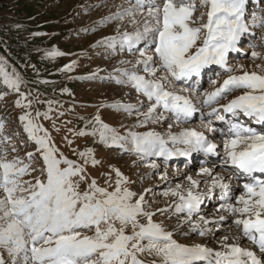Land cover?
I'll return each mask as SVG.
<instances>
[{"label": "snow or ice", "instance_id": "obj_1", "mask_svg": "<svg viewBox=\"0 0 264 264\" xmlns=\"http://www.w3.org/2000/svg\"><path fill=\"white\" fill-rule=\"evenodd\" d=\"M248 3L122 0L98 25L85 29L116 25L114 34L94 47L109 57L123 52L134 58L121 59L110 82L131 89L137 102L103 106L120 114L119 127L95 115L75 135L93 137L103 147L133 157V167L150 169L148 178L158 176L163 182L159 192L153 187L132 190L134 182L112 165L101 173L107 185L101 187L89 172V165L101 164L95 149H73L79 160L69 159L42 123L50 120L53 131H60L56 119L65 113L53 116V104L59 102L24 91L25 79L0 58V84L19 97L15 106L25 109L18 117L27 138L22 144L31 142L34 148L21 157L24 148L11 143L13 137L5 136L0 122V264H264V53L256 51L255 44L244 53L261 62L256 64L260 71L234 66L230 55L242 52L243 37L256 35L250 32ZM106 6L108 0L94 7ZM251 28L261 30L264 42V13L253 16ZM259 47L264 49V43ZM65 55L53 46L45 58L55 61ZM75 64L60 71L71 72ZM205 76L208 89L201 84ZM5 94L0 93V99ZM40 104L47 109L35 107ZM197 112L200 123L194 127ZM240 116L261 130L239 122ZM213 121L223 127H214ZM152 125H165L166 131ZM194 153L207 161L196 177L186 174L170 181L169 162L190 160ZM228 171L232 175L226 181L222 173ZM216 195L218 207L206 216L201 206L206 197ZM161 196L165 207H156ZM158 214L175 217V225L166 227L157 221ZM185 228L181 235L212 237L217 247L179 243L175 233ZM241 236L256 251L242 247Z\"/></svg>", "mask_w": 264, "mask_h": 264}, {"label": "rangeland", "instance_id": "obj_2", "mask_svg": "<svg viewBox=\"0 0 264 264\" xmlns=\"http://www.w3.org/2000/svg\"><path fill=\"white\" fill-rule=\"evenodd\" d=\"M26 1L28 3H26ZM104 0H0L1 5L5 6V11L0 12V43L3 42L4 47L7 48V44H12V48H22L21 44L25 46V51H15L14 54L9 57L3 52L0 53V58L7 60L9 68H15L25 79L26 85L24 91H31L33 95L39 94L41 100H54L58 101V104H53V116L56 117L57 112L63 111L65 115L56 119V127L60 129L59 132L53 131V124L50 120H43L44 127L48 128L52 132V137L56 142V146L64 153L69 159L79 160L74 153L75 150H83L86 147L95 149L96 158L101 161L100 165L96 168H92L89 165V172L97 179L98 184L101 187H106L104 184L105 176L101 173L108 172L109 165L119 168L128 178L134 183L131 185L132 190L142 191L143 188L153 187L157 192L161 191L164 187L163 182L159 180L158 176H152L148 178L150 169L142 167H133V157L120 154L115 149L105 148L99 144V142L93 137H79L75 133L81 130L87 119L100 115L105 123L111 126L119 127L122 121V117L119 113H114L112 109L103 107L104 105L111 104L117 101H125L129 103H136L137 98L132 93V90L127 87H122L113 82H110L111 78L115 76V67L120 66L119 61L121 59L132 60V56L123 52L119 54H113L111 57L107 56L102 48L94 47L98 41L104 39V37L114 34L116 25L111 24L104 27H96L94 31L86 32L85 29L93 28L98 25L99 21L110 15L115 11L112 7L113 4H119L122 0H108V6L106 7H94L100 5ZM251 1L249 0V3ZM26 5H31L37 19L31 25V33L29 36H24L27 32L24 24L16 19L20 18L23 13V9ZM21 13V14H20ZM264 13V2L260 5L251 4L246 9V15L250 26V32H255L253 37L251 34H247L242 38L243 54L239 55L238 61H233L232 64L239 65L244 64L248 70L260 71L256 68V64L260 61L253 62L247 58L244 53H250L252 45H257L256 51L264 53V49H261L259 45L262 42L259 37L261 30L259 28H251L252 18L255 15L257 18ZM199 15V13H197ZM43 24L45 28H40L39 24ZM41 26V27H43ZM130 27V26H129ZM23 32V34H16ZM38 34V35H37ZM14 37L16 39H14ZM6 41V44L4 43ZM251 45L250 49L246 45ZM53 46L58 47L65 53V55L55 61H51L45 58V53L52 49ZM73 61L76 62L73 71L61 72L60 70L66 64H70ZM18 63L21 64L19 68ZM35 66V67H33ZM130 67V66H129ZM38 73V74H37ZM93 73H98L96 78L89 79ZM47 80L48 84L39 83V81ZM205 89L210 88L208 81L203 86ZM67 89L66 92L62 91ZM0 93H6L2 99H0V122L4 124V134L7 137H13L11 143L16 144L18 147L24 148L19 152L21 157L26 156L27 151H34L31 142L22 144V141H26V136L23 132V126L21 125L18 117L22 115L25 109H21L15 106V101L19 99L16 94L8 92V90L0 84ZM71 93V94H69ZM40 111L47 109V104L36 105ZM81 117H85V120H81ZM200 117V115H199ZM199 117L195 121L200 122ZM134 119V118H133ZM131 121H125L130 123ZM166 125V122H165ZM165 125H152L157 131H166ZM198 127V125H191ZM71 130V131H70ZM179 128H174L173 131H179ZM67 137V140H65ZM68 141H73L69 146ZM222 147L220 151L222 152ZM12 155H15L13 153ZM12 155L8 158L11 159ZM211 160V159H210ZM219 158L216 160L218 161ZM214 161V160H212ZM159 162V161H158ZM197 165L186 166L179 165L177 163H171L168 168L169 180L176 182L183 179L184 175L191 174L196 177L197 171L202 166L199 163V159L196 161ZM138 163V162H137ZM39 167V164L36 165ZM163 170V165H161ZM177 170L179 173L177 175ZM219 171V169H217ZM231 171L224 172L226 181L230 178ZM35 175V173H33ZM31 177H24V179H30ZM114 179V175H113ZM143 181L139 183L137 181ZM83 187V186H82ZM111 190V189H109ZM239 194V191L236 192ZM214 199L215 204L218 206V195L211 198H205L206 204L202 207L205 209L211 204L210 201ZM159 203L156 207H165V198L158 197ZM212 208V206L210 207ZM208 212L203 214L211 215L214 213L216 206ZM157 221L164 222L166 227L170 229L175 225L176 220L173 217L171 220L166 216L157 215ZM227 223L224 224V230L227 229ZM187 229L177 230L174 238L182 244H208L209 247H217L213 238L200 237L195 233L187 236L181 235L180 232ZM239 233H236V235ZM217 236L220 233H216ZM243 238V237H242ZM212 240V241H211ZM234 241L229 240V243ZM251 242L248 240H242L240 245L242 247L251 248ZM250 246V247H249ZM145 258V257H141ZM5 259H8L5 254ZM150 259V258H148Z\"/></svg>", "mask_w": 264, "mask_h": 264}, {"label": "trees", "instance_id": "obj_3", "mask_svg": "<svg viewBox=\"0 0 264 264\" xmlns=\"http://www.w3.org/2000/svg\"><path fill=\"white\" fill-rule=\"evenodd\" d=\"M26 3H28V2L26 1ZM28 4H30V3H28ZM29 8H31V5H26L24 7H21V9H23V11H22L23 13L22 14L20 13L21 14L20 18L16 17V19L18 21H21L24 24V26H25V28L27 30V32L24 34V36H29L30 35V33L32 32L31 29H33V28H31V25L34 22V20H36L38 18L37 15H35L36 14L35 11H33V9H29ZM5 9H6L5 6L1 5V3H0V12L1 11H5ZM39 25H40L39 29L45 28V26H43V24L40 23ZM41 26H43V27H41ZM14 33H15V35L16 34H21V35L23 34V32L17 33V31H14ZM14 39H16V38L14 37ZM4 43L6 44V41H4ZM11 46H12V44L8 43L7 44V48H5L3 42H1L0 43V50H3V52H5V54L8 55L9 57L12 56V55H9V54H14L15 51H19V50L25 51V46L22 45V44H21L22 48H17L16 46H14L12 48ZM3 52L0 51V53H2V54H3ZM18 66L20 68L21 64L18 63Z\"/></svg>", "mask_w": 264, "mask_h": 264}, {"label": "bare ground", "instance_id": "obj_4", "mask_svg": "<svg viewBox=\"0 0 264 264\" xmlns=\"http://www.w3.org/2000/svg\"><path fill=\"white\" fill-rule=\"evenodd\" d=\"M250 1H251V0H250ZM256 1H257V0H256ZM259 1H260V0H259ZM252 2H253V0H252ZM254 3H255V0H254ZM250 5H251V2L248 3L247 8H248ZM247 46H248V45H247ZM249 49H250V46H249ZM242 52H244V50H242ZM240 54H242V53H240ZM233 61H238V60H237V59L234 60V57H233L231 62H233ZM204 83H205V82L202 83V86L204 85ZM199 115H200V113L197 112L196 117L194 118V120H193V122H192L191 125H193V123H194V125H196V126L198 125V126H199V123H200V122L195 121V120L197 119V117H199ZM199 119H200V117H199ZM217 138H219V137L217 136ZM196 156L199 157V156H201V154H196V153H194L193 156H192L193 159H195ZM180 158H181V157H180ZM181 160H184V159L181 158ZM179 161H180L179 158L175 159V163H179ZM171 163H173V162L170 161V162H169V165H170ZM179 164H181V163H179ZM182 164H183V163H182ZM194 164H196V163L194 162ZM228 175H229V174H228ZM231 175H232V174H231ZM231 175H230L229 177H231ZM231 183H232V185H233V188H234L235 192H238L239 189H238V187H237V182H236L235 180H232ZM213 197H215V196H213ZM210 202H211V204L209 205V207H206L205 209L201 206V207H202V212H208V210H209V208H210L211 206H212V208H214L215 206L218 207L217 204H215L216 202H214V199H213L212 201H210ZM204 204H206V202H204ZM212 208H210V209H212ZM237 235H238V234H237ZM242 237H243V236L240 237L239 243H241L242 240H243V241H244V240H247L246 238H244V237L242 238ZM210 238H212V237H210ZM211 241H212V240H211ZM254 246H255V245H254ZM254 246L251 244V248H250V249L255 251V247H256V246H255V247H254ZM249 247H250V246H249ZM215 248H216V247H215Z\"/></svg>", "mask_w": 264, "mask_h": 264}]
</instances>
